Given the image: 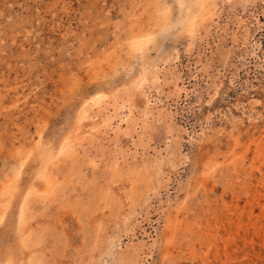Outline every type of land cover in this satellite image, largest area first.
Wrapping results in <instances>:
<instances>
[{
    "label": "rangeland",
    "instance_id": "obj_1",
    "mask_svg": "<svg viewBox=\"0 0 264 264\" xmlns=\"http://www.w3.org/2000/svg\"><path fill=\"white\" fill-rule=\"evenodd\" d=\"M40 132L0 264H264V0H0V189Z\"/></svg>",
    "mask_w": 264,
    "mask_h": 264
},
{
    "label": "bare ground",
    "instance_id": "obj_2",
    "mask_svg": "<svg viewBox=\"0 0 264 264\" xmlns=\"http://www.w3.org/2000/svg\"><path fill=\"white\" fill-rule=\"evenodd\" d=\"M104 98L105 96L103 94H99L95 96L92 100L93 107L99 106L103 102ZM87 120H88V113L84 109L83 113L81 114L79 122L82 123ZM41 139H42V133L40 132L39 137L37 141L35 142V148H33V150H30L27 156L22 159V162L18 170L16 171L14 178L8 180L7 183L5 182V184L0 189V223H1L5 219L7 211L12 206L13 201L16 198V193L18 191L17 182L21 176L22 167L24 166V164L26 163V161L31 155L34 154L36 156L37 155L40 156L39 160L41 164H40V167L37 169L36 176L34 177L35 179L34 182H32L31 185L22 194L19 195L20 196V201H18L19 202L18 204L19 205V215H18V221H17L19 234H18L17 243L24 250H29V248H31L29 245L30 244L29 243L30 242L29 241L30 232L25 231L26 221H29V220H26V212L29 206L30 198L37 197L42 200L51 199L57 194V192L59 191L60 185H62L61 184L62 180L60 181L58 177H56L50 171V169L56 165L55 164L56 161L59 162V160H57L58 158H56V160L54 159L52 147L50 145L48 146L47 144L46 145L42 144ZM74 139H75L74 137L65 138L61 146V149L59 148L60 149L59 157L60 155H67L71 152L73 145H74ZM35 181H37V184L35 183ZM32 263L33 262L30 263L27 261V264H32ZM38 263H40V261Z\"/></svg>",
    "mask_w": 264,
    "mask_h": 264
}]
</instances>
